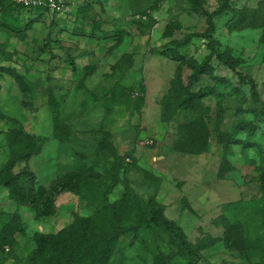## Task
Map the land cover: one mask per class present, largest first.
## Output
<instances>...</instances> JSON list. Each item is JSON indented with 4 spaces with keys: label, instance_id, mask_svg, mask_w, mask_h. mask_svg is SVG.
I'll return each mask as SVG.
<instances>
[{
    "label": "rangeland",
    "instance_id": "1",
    "mask_svg": "<svg viewBox=\"0 0 264 264\" xmlns=\"http://www.w3.org/2000/svg\"><path fill=\"white\" fill-rule=\"evenodd\" d=\"M202 1L209 13L219 6ZM67 2L66 18L0 15V66L23 78L0 74V183L27 168L36 195L32 209L0 185V264H189L146 223V204L165 207L199 252L196 264H264V0H231L210 39L193 0ZM188 37L182 61L161 56ZM227 136L240 144L219 140ZM85 179L112 190L101 200L117 203L111 224L95 223L99 210L88 203L103 190L62 188ZM221 215L244 230L248 260L221 241ZM85 224L96 229L80 251L39 250L41 235Z\"/></svg>",
    "mask_w": 264,
    "mask_h": 264
},
{
    "label": "trees",
    "instance_id": "2",
    "mask_svg": "<svg viewBox=\"0 0 264 264\" xmlns=\"http://www.w3.org/2000/svg\"><path fill=\"white\" fill-rule=\"evenodd\" d=\"M195 3V7L192 9L193 12L198 13V12H203V14L206 15L207 17V23H208V28L204 34V37L206 38H211L212 34L215 31V26L213 23V20L216 17L221 16L226 10H229L231 7V0H219V6L217 8V10H215L212 13H209L205 10H203V1L202 0H193ZM1 4L3 5V9L4 11L2 12L3 15H5V17L7 18H11L13 17L12 15L17 12V11H22L21 7H17V9H11L8 8L6 6L5 3L1 2ZM44 10H48V9H44ZM32 13H37V16L39 18H43L45 16H47L46 14L49 13L48 11H34ZM62 20H66V19H62ZM30 27V24H27ZM25 26L26 28L28 26ZM191 37L186 38L185 40H174L172 41L170 44L165 45L164 49L161 52V56L166 57V58H173L176 61H182L183 57L180 56L178 54V50L182 49L185 47V45L188 43V40ZM221 61L223 62L224 65H226L228 68L235 70L234 68V63L232 62L231 58H222L220 57ZM207 64H203L202 66L200 65V68L197 70V72L195 73L196 76L201 75L204 72V67ZM75 68V67H74ZM16 72V73H15ZM1 73H7V74H11L14 75L15 78L17 80H19V82L23 81V78L18 76L17 71H15L14 68H6V67H2L0 66V74ZM179 78V80H177L179 82V87L180 88H184L183 82L181 80V76H178L177 79ZM204 96H206L205 91L201 92L198 95H194V94H189L186 101L187 103H191L193 101V99H196V97L198 99H202ZM192 98V99H191ZM241 124V123H239ZM54 125H55V133H57L58 129L61 127L62 122L58 120V118H55L54 121ZM245 125V124H242ZM19 144H23L25 147V151H27V155L29 156V154L31 155L32 153V149L29 150V147H26L25 145L27 144V138L23 136H20L19 138ZM221 142L225 143V144H229V145H238L240 144L238 142L237 139H234V137L232 136H227L225 139L220 137L219 139ZM189 143V142H187ZM183 144V143H182ZM37 145V144H36ZM180 145V144H179ZM32 148V147H30ZM179 149V148H178ZM177 149V150H178ZM180 152L184 153V154H199L197 151H195L193 148L192 149H180ZM19 154L20 157H22L24 155L23 152H20ZM25 156V157H26ZM130 160L131 158L128 157ZM22 159V158H21ZM21 161V160H19ZM18 161V162H19ZM17 163V161L15 162ZM15 163L12 165H15ZM134 163V160H133ZM137 162H135L136 165ZM14 167V166H13ZM7 178L2 181L0 183V185L5 186L6 188H8L10 190V197L18 202L21 205H28L30 206L32 209H35V203H36V195H35V182L33 181L34 178V174L32 172H30L27 168H25V170L23 172H19V174H13L12 172H7L6 173ZM93 179L99 176L93 175L92 176ZM92 177H89V179ZM80 180V179H79ZM104 181V180H103ZM85 182L89 183L90 185L86 186L83 183H80V181L75 182L74 184H66L68 186L62 187L65 191L68 192H74L76 191L79 194H82V192H86L89 194H94L96 192V187L97 189L103 190L104 193L102 195L97 196V198L94 200V197H92L88 203L89 205H91L94 208V212L99 210V215L97 217L93 218V221L97 224H103V225H107V224H111V219H112V215L113 213H115L114 211V207L113 205H117V203L115 204H103L101 202L102 199L107 200V197L109 196V194L112 192V190H110L107 187L102 189L100 188V186L102 187V185L104 184V182H91V180L87 181V179H85ZM61 187L57 188V193L61 191L60 189ZM130 202H132V199H127ZM54 200L50 199L48 201V206L47 208L50 209L51 211H55V206H53ZM119 204V203H118ZM122 204V202H121ZM132 205L134 206L135 204L132 203ZM233 204H228L227 207H229V210H231ZM234 207V206H233ZM123 208L125 209V207L123 206ZM165 207L161 208V209H154L153 207H151L150 204H146V211H148V216L147 219L145 220L146 223H148L150 226L153 225V227H157L162 229V231L165 233L166 237L168 238V241L170 243L171 246H173L174 248L177 249V251H179L183 256H185V261L186 263L189 264H196L197 260L200 258V254L199 252L196 251L195 247L189 242V240L187 239L186 234L184 233V231L182 230L181 227H179L174 221L168 219L163 210ZM239 208V206H237V209ZM131 211L134 210V207H130L129 208ZM96 211V212H97ZM49 213V212H48ZM216 225L218 226H223L224 227V237L222 238V242L227 245L229 247V245L232 246V249H240L241 253H242V257L246 260L249 259V256L245 253V247L243 246L244 243L246 242L245 237H244V230L241 229L239 226V222L237 220H231L230 218L226 217L225 215H221V217H219L216 220ZM233 223V224H230ZM88 225V226H85ZM85 225H81L78 229L79 233L76 232V225H72L70 226L68 229L62 230L60 231L59 235H41L40 236V243L38 245L39 250H45V248H47L48 246H52L53 250H54V255H57V251L59 249V247H57L55 244H60L63 247H68V251H71L69 253H73L74 251H80L82 248L86 247L88 244L86 243V235L91 233L89 230L93 229L95 230L96 228L94 226L89 228L90 224H85ZM175 230V231H174ZM137 231V230H136ZM174 231V232H173ZM119 232L122 233V228L119 229ZM234 240V241H233ZM234 242V243H233ZM244 247V248H243ZM233 249V250H234ZM104 253L107 254H111V252L109 251L108 247H107V243L106 246L104 248ZM71 256V255H70ZM107 256L103 254V257ZM102 257V258H103ZM61 259H65L62 258ZM67 260V259H66Z\"/></svg>",
    "mask_w": 264,
    "mask_h": 264
},
{
    "label": "built area",
    "instance_id": "3",
    "mask_svg": "<svg viewBox=\"0 0 264 264\" xmlns=\"http://www.w3.org/2000/svg\"><path fill=\"white\" fill-rule=\"evenodd\" d=\"M1 2L8 8H22V12L32 13L34 11H48L47 16H56L59 18L68 17L69 6L67 0H0V15L4 11ZM48 9V10H44Z\"/></svg>",
    "mask_w": 264,
    "mask_h": 264
},
{
    "label": "crops",
    "instance_id": "4",
    "mask_svg": "<svg viewBox=\"0 0 264 264\" xmlns=\"http://www.w3.org/2000/svg\"><path fill=\"white\" fill-rule=\"evenodd\" d=\"M166 170V169H165Z\"/></svg>",
    "mask_w": 264,
    "mask_h": 264
}]
</instances>
